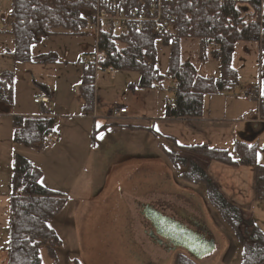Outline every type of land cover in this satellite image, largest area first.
I'll list each match as a JSON object with an SVG mask.
<instances>
[{
    "label": "rangeland",
    "instance_id": "374dc122",
    "mask_svg": "<svg viewBox=\"0 0 264 264\" xmlns=\"http://www.w3.org/2000/svg\"><path fill=\"white\" fill-rule=\"evenodd\" d=\"M0 4L10 18L11 1L0 0ZM261 21H264L263 17ZM93 43V36L85 32L84 35L49 37L32 48L31 57L34 61L51 55L56 57V62L15 65L14 62L11 64L3 60L7 51L13 49L10 37L0 36V72L13 71L14 75L12 93L11 88L7 90L8 94H12L11 102L6 99L0 101V264H7L8 258L10 183L17 156L27 159L42 173L41 185L63 192L71 199V204L50 222L60 236L62 245L55 248L54 256L43 248L40 253L43 264H141L143 259L146 263L153 260L165 264L168 258L170 260L167 264H172L170 254L154 244L144 232L142 224H138L137 213L141 210L137 209V204H133V198L127 194L126 183L135 175L128 176L127 172L138 160L145 162L141 165L143 169L139 170V177L144 179V184H140L144 185L145 191L161 186L159 179L162 178L165 183L162 191L166 193L161 198L174 200L175 195L168 193L176 191L192 197L195 202L201 200L203 207L209 211L208 228L215 235L218 248L214 256L202 264H240L241 243L238 235L210 201L206 188L194 185L191 179L180 178L182 172L173 169L158 144L165 146L168 151H176L175 147L164 139L156 140L150 128H145L148 121L164 119L166 105L174 104V84L165 79L152 90L136 89L131 92L130 86H136L139 81L137 73L112 70L102 72L89 68L95 84L94 109L85 111L80 100L84 70L79 55L92 51ZM247 47L249 52H246ZM210 51L207 52L208 59L202 61L197 41L181 42L182 61L191 62L202 77L218 78L220 63L211 58ZM170 56V46H158L156 66L165 77L169 72ZM232 65L238 70L236 84L222 96L205 98L204 104L212 108L210 114H207L210 117L236 121L241 128L244 126L243 121L250 116L255 117L258 108V102L249 98L250 93L257 95L259 89L264 93V56L260 53L259 44L256 41L237 44ZM41 85L53 94L51 103L44 107L35 102L36 97L44 96ZM121 106L131 109L133 125L109 119H116L113 114H117ZM42 108L46 111L44 114L56 120L57 141L43 149L15 144V117H28L30 113L34 114ZM104 122L107 125L124 126L111 127L95 134ZM240 139L244 140L243 135ZM251 139V136H247L245 142ZM251 144L256 146L257 165L264 167V127L253 137ZM179 152L183 158L203 166L202 169L210 161L186 149ZM219 165L224 167L221 163ZM245 170L248 169L230 168L228 173L218 167L211 175L228 195L226 198L237 196V204L233 205L240 208L245 220L252 219L264 234V201L252 199V176ZM250 172H253L251 168ZM123 196L125 200H121ZM159 197L151 195L147 200L151 198L153 201ZM126 202L130 204L132 217L136 216L132 229L137 242L128 230L124 215ZM245 231L242 226L246 237ZM143 255L145 257L142 258ZM157 256L160 260H157Z\"/></svg>",
    "mask_w": 264,
    "mask_h": 264
},
{
    "label": "trees",
    "instance_id": "16d2710c",
    "mask_svg": "<svg viewBox=\"0 0 264 264\" xmlns=\"http://www.w3.org/2000/svg\"><path fill=\"white\" fill-rule=\"evenodd\" d=\"M10 1V25L5 36L10 37L13 49L6 54L11 56L15 63L42 64L54 63L56 57L42 56L33 61L32 48L39 45L43 39L53 36L84 35V32L88 35L87 26L95 14L97 4V0ZM174 2V12L179 20L171 35L156 39L147 34H134L127 39H119V48L115 46L117 37L102 35L100 50L104 60L101 65L104 70L137 73L139 81L136 86H130L131 92L136 89L152 90L154 86H160L168 79L175 87V102L173 105H166L165 119L191 122L202 118L205 98L222 96L236 84L238 71L232 64L237 44L256 41L261 55L264 56V21H261V17L264 19V2ZM183 40L198 42L202 61L208 59L207 52L211 49V58L220 63V77H202L191 62L182 61ZM161 44L171 47L170 66L166 77L160 74L156 66L158 46ZM89 72L91 70L85 67L80 88L85 111L94 109V77ZM12 80V74L9 72L0 75V84L5 90L10 91L11 86L8 84H11ZM45 93L50 96L48 89H45ZM4 99L10 102V98L0 97V101ZM44 113L40 117H15V144L38 149L54 145L57 141V123L53 117ZM256 113L264 121L263 97L258 102ZM111 127L119 126L106 125L96 130L95 134L98 135ZM159 147H162L161 150L167 155L173 169L182 172L180 178L191 179L194 185L206 188L210 201L238 235L241 243L240 264H264V234L254 225L252 219H244L240 208L227 201L202 167L178 154L183 148L174 146L176 151H168L162 144ZM186 150L234 169L251 168L253 200L264 201V167L256 163L255 144L239 140L235 148L236 160L227 151L213 150L207 146ZM41 178L42 173L32 163L23 157H16L10 183L8 264H43L41 250L45 248L54 256L55 248L62 245L60 236L56 229L51 227L50 222L71 204V199L63 192L41 185ZM242 226L245 227L246 237L243 235ZM128 230L130 231L129 226ZM172 264L200 263L180 253L175 256Z\"/></svg>",
    "mask_w": 264,
    "mask_h": 264
},
{
    "label": "built area",
    "instance_id": "2783aa9c",
    "mask_svg": "<svg viewBox=\"0 0 264 264\" xmlns=\"http://www.w3.org/2000/svg\"><path fill=\"white\" fill-rule=\"evenodd\" d=\"M174 0H97L96 11L90 20L87 31L93 36L94 49L79 55V61L86 68L102 69V53L100 37L108 35L117 37L116 48L121 46L119 39L129 38L134 34H147L159 39L171 35L178 22L173 4ZM10 25L9 14L0 4V34L6 35ZM96 71V72H97ZM8 92L0 85V97L7 98ZM249 98L259 102L261 96L254 92ZM37 102L43 105L50 103L49 96H40ZM126 106L118 108L117 116H127Z\"/></svg>",
    "mask_w": 264,
    "mask_h": 264
},
{
    "label": "crops",
    "instance_id": "0c3cea01",
    "mask_svg": "<svg viewBox=\"0 0 264 264\" xmlns=\"http://www.w3.org/2000/svg\"><path fill=\"white\" fill-rule=\"evenodd\" d=\"M90 46L91 45H87V47H90ZM249 51L250 50H248V47H247L246 52H249ZM3 58H4L3 60H6L7 62H9L11 64H12V62H14L13 58L9 55H6ZM15 65H16V63H15ZM14 68H15V66H14ZM84 69H85V67L83 66V70ZM4 72H8V71H4ZM4 72H0V75H2ZM12 72H9V73H11L12 77H14ZM8 85L11 86L12 82H11V84H8ZM41 86H42L41 88H42L43 94L46 95L45 89H48V88L44 87V85H41ZM48 91H49V89H48ZM76 91H77V89H76ZM257 92L260 94L261 97L264 98V93L261 92L260 89L257 90ZM11 93H12V86H11ZM11 93H10V97H9L10 102H11V97H12ZM49 93H51V92L49 91ZM216 97L217 96H215V98ZM37 98L38 97H36L35 102L38 104V106H40V107L46 106V105L38 103ZM209 98L211 99L214 97H209ZM51 99H53V98L51 97ZM80 100H82V99L80 98ZM47 105H49V104H47ZM211 109H212L211 106H208V108H207L206 104H204L203 116L199 120H195V121H191V122L176 121V120L169 121V120H166L165 116H164V119H160V120L156 119V120H152L150 122L148 121V123H146L145 128L146 129L150 128L149 131H150V133L153 132L154 136L156 137V140H158V139L167 140V142H169L170 144H172L175 147H181L183 149H187V148L198 147V146H207L213 150L227 151L230 154V156L236 160L235 148H236L237 142L239 140H241L240 139L241 135H243V138H244L243 141L244 142H245L247 136H251L252 139L250 141H246V143L251 144L253 137L256 134H258V132L261 128L264 127V121H262L256 113L255 117L250 116L248 119L243 121L242 123L244 124V126L240 128L239 125L236 123V121H226V120L218 118L216 116L210 117V115H207V114H210ZM0 110H1V105H0ZM130 110L131 109L129 108V114L127 116H117V117H115L116 119H114V118H109V119L111 121H113V120L117 121V122L121 121V123L124 125H133L134 119L130 118L131 117L130 116L131 115ZM44 112H45V109L42 108L40 111H37L34 114L30 113L28 115V117L29 116L30 117H40V116H43ZM113 115L116 116V114H113ZM109 124H111V122H109ZM122 124H118V126L122 125ZM101 125L106 126L107 124L104 122ZM123 126H119V127H123ZM101 127H99L98 129H100ZM159 145L160 144H158V147H159ZM129 154H133V153H129ZM144 163H145L144 161L138 160L136 162V164H132V166H130L131 168H129V170L127 172L128 176H131V174L133 175L134 173H135V175L137 173V176H138L139 170L143 169V167L141 165ZM216 164H218V165H216ZM219 164L220 163L208 161L207 166L206 167L204 166V170L211 177L212 181L217 186V188L219 189L221 194L226 198V196H228V195H226L224 193L223 188H221L217 185V183H216L217 181L213 180L211 174L213 172H215V170L218 169V167H219V169H221V170L223 169V171L229 173V170L231 167H228L226 165H224V167H222ZM221 165H223V164H221ZM241 168L248 169V170H245V171H249L246 173L249 176H252L251 177L252 178L251 191L253 193V172H250L249 167H241ZM126 175H125V180H126ZM135 175H133V176H135ZM243 188L246 189L245 186H243ZM227 198H226L227 201L231 202L232 204H237V196L236 195H233L231 198H229V197H227ZM252 199H253V197H252ZM8 240H9V230H8ZM8 245H9V243H8ZM7 260H8V258H7Z\"/></svg>",
    "mask_w": 264,
    "mask_h": 264
},
{
    "label": "flooded vegetation",
    "instance_id": "af4514ba",
    "mask_svg": "<svg viewBox=\"0 0 264 264\" xmlns=\"http://www.w3.org/2000/svg\"><path fill=\"white\" fill-rule=\"evenodd\" d=\"M139 174L140 173H138L137 176L136 173V175L129 179V182L126 183V185L128 184V187L126 188L127 194L128 196L133 198V204H137V209L141 210L137 213V215L139 216L137 222L138 224H142L144 232L148 234L153 243L158 245L162 251L169 253L170 257L173 259L180 253L187 254L183 249L176 247L169 239L162 237L159 234L158 230L154 227V223L151 220H153V214L155 215V211H157L164 217L180 222L190 231L195 232L205 239L214 240L215 251L210 256H207L198 263L202 264V262L211 259V257L216 253L218 247L215 235L208 228L207 216L209 214V211L206 210L205 207H203L202 204L204 203H201V200L200 202L197 200V202H195L192 197H188L182 193L178 194L179 192L176 191L168 193L171 196L175 195L176 198L174 200H165L164 198H161V196L165 192L164 190L162 191V188L165 184L163 183L162 178L159 179V183H161V186H158V188L154 190L149 189L148 191H145L144 185L140 184H144V179L141 176L139 177ZM151 195H159L160 197L153 201L151 198L147 200V198ZM155 198L156 197H153V199ZM123 199L125 200L124 196L121 197V200ZM124 215L128 222L132 238L134 241H136L135 234L132 229V224L134 223V219H136V216L133 215L132 217L131 207L127 202L126 204H124ZM138 246L141 248L140 244H138ZM160 253L161 251L159 250L158 254ZM143 257L145 256L143 255L142 258ZM143 260L144 261L141 262V264H162V261H158L156 263L151 260L146 263L145 259ZM157 260H160L159 256H157ZM169 260L170 258L166 260L165 264H167Z\"/></svg>",
    "mask_w": 264,
    "mask_h": 264
},
{
    "label": "water",
    "instance_id": "95a60500",
    "mask_svg": "<svg viewBox=\"0 0 264 264\" xmlns=\"http://www.w3.org/2000/svg\"><path fill=\"white\" fill-rule=\"evenodd\" d=\"M154 227L159 234L169 239L176 247L183 249L194 261L199 262L210 256L215 251V241L190 231L183 224L176 220L164 217L159 212L153 214Z\"/></svg>",
    "mask_w": 264,
    "mask_h": 264
},
{
    "label": "bare ground",
    "instance_id": "6f19581e",
    "mask_svg": "<svg viewBox=\"0 0 264 264\" xmlns=\"http://www.w3.org/2000/svg\"><path fill=\"white\" fill-rule=\"evenodd\" d=\"M101 51V50H100Z\"/></svg>",
    "mask_w": 264,
    "mask_h": 264
}]
</instances>
